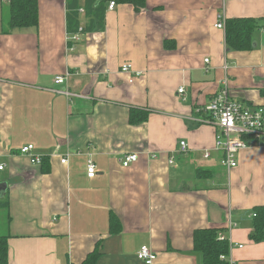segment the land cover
I'll list each match as a JSON object with an SVG mask.
<instances>
[{
	"label": "crops",
	"instance_id": "1",
	"mask_svg": "<svg viewBox=\"0 0 264 264\" xmlns=\"http://www.w3.org/2000/svg\"><path fill=\"white\" fill-rule=\"evenodd\" d=\"M70 2L38 0L37 24L9 31L0 0L7 264H81L93 252L94 264H145L142 245L156 253L151 264H202L192 234L209 227L231 245V264H264V239L250 237L252 208L264 205V147L242 149L226 170L202 110L223 79L231 98L264 107V0H146L139 11L106 2L103 27L74 43ZM76 4L82 27L88 2ZM220 14L255 19L250 49L226 47ZM58 74H66L61 84ZM131 109L147 119L131 123ZM28 144L44 164L20 152ZM126 153L138 158L123 167Z\"/></svg>",
	"mask_w": 264,
	"mask_h": 264
},
{
	"label": "trees",
	"instance_id": "2",
	"mask_svg": "<svg viewBox=\"0 0 264 264\" xmlns=\"http://www.w3.org/2000/svg\"><path fill=\"white\" fill-rule=\"evenodd\" d=\"M78 0H71L69 12L67 13V22L69 33L76 32L80 27V18L78 15ZM113 1L115 3L129 4L135 11H139L145 6L146 0H87L88 4L84 9L85 15L91 17L88 24L82 26V31H90L94 24L96 28H102L105 16V3ZM8 30L14 28H23L35 26L37 24L38 0H9L7 4ZM7 12V11H6ZM7 14L5 15L6 18ZM6 21V19H5ZM92 22V23H91ZM225 45L228 49L247 50L251 48L252 33L257 27L255 19L251 17H233L225 21ZM147 119V114L138 110L131 109L129 112V121L131 123ZM42 157V163L45 162ZM6 200H0V208L7 207ZM254 214L253 231L250 234L254 241L264 239V205H257L252 208ZM118 223L117 218L112 214L109 217L111 230H115ZM220 229L215 227L197 228L193 231L192 241L193 249L201 254L202 264H230L227 259L229 253V243L224 239H218L217 235ZM224 255L226 258H220ZM96 253L89 254L81 264H94ZM0 264H7V236L0 235Z\"/></svg>",
	"mask_w": 264,
	"mask_h": 264
},
{
	"label": "built area",
	"instance_id": "3",
	"mask_svg": "<svg viewBox=\"0 0 264 264\" xmlns=\"http://www.w3.org/2000/svg\"><path fill=\"white\" fill-rule=\"evenodd\" d=\"M2 1L6 4L9 3V0ZM113 6L114 2L109 1L108 7L113 8ZM224 24L223 15H218L215 27L223 29ZM82 32V27L80 26L76 32L67 34V41L69 43L78 41ZM204 61L207 62L208 59ZM120 68L123 72H130L132 65L130 63H123ZM65 77L66 74H58L54 77L53 81L55 84H61L65 81ZM129 81H132V77ZM177 91L181 93L183 92V88L179 87ZM63 92L67 93V90H63ZM202 110L206 115L205 121L213 125L214 149L221 152L219 164L226 170H230L237 165V155L242 149L251 146L264 147V107L246 105L239 100L231 98L226 79L222 80V86L208 103L204 105ZM187 148L185 141H179V153H185ZM32 150L33 145L28 144L23 146L20 152L31 156L35 164H41L42 157L33 155L31 153ZM203 156L207 158L209 153L205 152ZM137 158V153H126L121 157L120 162L123 167H127L135 162ZM66 161V157L60 160L61 163H65ZM172 162L173 159H170L169 163ZM2 168L3 165H0V169ZM86 174L88 177H94L96 175V164L90 156L86 159ZM217 237L221 240L225 238L221 232H218ZM136 255L145 264H151L156 257V253L146 245L140 246ZM220 258L226 257L221 255ZM227 259L231 264V259Z\"/></svg>",
	"mask_w": 264,
	"mask_h": 264
},
{
	"label": "rangeland",
	"instance_id": "4",
	"mask_svg": "<svg viewBox=\"0 0 264 264\" xmlns=\"http://www.w3.org/2000/svg\"><path fill=\"white\" fill-rule=\"evenodd\" d=\"M6 11H7V12H6ZM5 12H6L7 16H6V18H5L6 21H5V20H4V21L7 22V20H8V19H7V18H8V10H7V8H5Z\"/></svg>",
	"mask_w": 264,
	"mask_h": 264
},
{
	"label": "water",
	"instance_id": "5",
	"mask_svg": "<svg viewBox=\"0 0 264 264\" xmlns=\"http://www.w3.org/2000/svg\"><path fill=\"white\" fill-rule=\"evenodd\" d=\"M4 187H5V184L1 185L0 189H1V188H4Z\"/></svg>",
	"mask_w": 264,
	"mask_h": 264
}]
</instances>
